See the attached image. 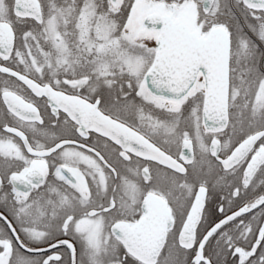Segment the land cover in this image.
<instances>
[{
  "label": "snow or ice",
  "instance_id": "1",
  "mask_svg": "<svg viewBox=\"0 0 264 264\" xmlns=\"http://www.w3.org/2000/svg\"><path fill=\"white\" fill-rule=\"evenodd\" d=\"M0 264H264V0H0Z\"/></svg>",
  "mask_w": 264,
  "mask_h": 264
}]
</instances>
